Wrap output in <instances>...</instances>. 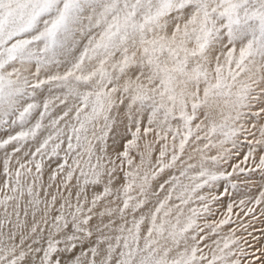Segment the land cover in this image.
Returning <instances> with one entry per match:
<instances>
[{"label": "snow or ice", "instance_id": "1", "mask_svg": "<svg viewBox=\"0 0 264 264\" xmlns=\"http://www.w3.org/2000/svg\"><path fill=\"white\" fill-rule=\"evenodd\" d=\"M0 264H264V0H0Z\"/></svg>", "mask_w": 264, "mask_h": 264}]
</instances>
